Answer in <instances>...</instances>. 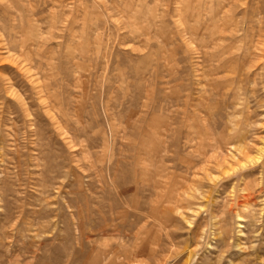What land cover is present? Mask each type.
Segmentation results:
<instances>
[{
	"label": "rangeland",
	"instance_id": "374dc122",
	"mask_svg": "<svg viewBox=\"0 0 264 264\" xmlns=\"http://www.w3.org/2000/svg\"><path fill=\"white\" fill-rule=\"evenodd\" d=\"M0 264H264V0H0Z\"/></svg>",
	"mask_w": 264,
	"mask_h": 264
}]
</instances>
